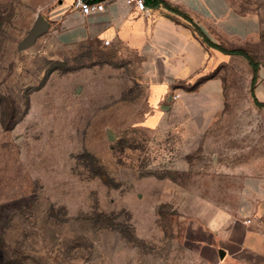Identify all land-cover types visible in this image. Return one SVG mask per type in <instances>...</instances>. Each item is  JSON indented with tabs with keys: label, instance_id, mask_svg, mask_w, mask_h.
I'll list each match as a JSON object with an SVG mask.
<instances>
[{
	"label": "rangeland",
	"instance_id": "rangeland-1",
	"mask_svg": "<svg viewBox=\"0 0 264 264\" xmlns=\"http://www.w3.org/2000/svg\"><path fill=\"white\" fill-rule=\"evenodd\" d=\"M232 1L250 36L212 43L264 64V0ZM56 3L0 0V264H193L187 227L235 203L232 168L258 150L251 68L214 49L231 57L205 77L224 102L206 126L194 88L151 105L134 59L95 41L48 29L18 51Z\"/></svg>",
	"mask_w": 264,
	"mask_h": 264
},
{
	"label": "crops",
	"instance_id": "crops-1",
	"mask_svg": "<svg viewBox=\"0 0 264 264\" xmlns=\"http://www.w3.org/2000/svg\"><path fill=\"white\" fill-rule=\"evenodd\" d=\"M73 1L57 0L50 14L48 29L56 43L95 41L122 58L134 59L151 105L163 100L174 104L177 98L172 99L170 91L185 83L194 91L184 95V104L199 98L204 108L200 122L209 126L223 111V82L218 72L205 77L231 56L206 47L182 15L211 42H238L240 34L250 36L245 27L250 15H241L238 4L232 0H163L181 14L157 7L150 8V16L144 18L125 0H89L103 3L102 11L89 15L72 8ZM253 94L264 103V64L258 65ZM175 95L180 98L178 92ZM252 110L261 134L258 150L232 168L238 179L235 203L214 220L187 227L184 239L193 264H264V107L252 101Z\"/></svg>",
	"mask_w": 264,
	"mask_h": 264
},
{
	"label": "trees",
	"instance_id": "trees-1",
	"mask_svg": "<svg viewBox=\"0 0 264 264\" xmlns=\"http://www.w3.org/2000/svg\"><path fill=\"white\" fill-rule=\"evenodd\" d=\"M146 6H148L149 8H157V7H162L164 9H167L168 11H171L173 13L176 14H181L180 12H178L176 9H173L172 7H170L165 1L163 0H144ZM184 17V19L190 23L192 30L194 31V33L200 38L201 42L208 48H212V49H216L220 52H223L225 54H229V55H238L243 57L249 67L251 68V81H250V88H249V93L251 96V99L254 103V105L258 108L264 107V103H259L253 94V88H254V84L256 82V78H257V70H258V64L253 60V58L246 53L245 51L241 50V49H231V50H226L223 47L216 45L212 42H210L207 37L202 33V31L199 29V27H197L188 17L182 15Z\"/></svg>",
	"mask_w": 264,
	"mask_h": 264
},
{
	"label": "built area",
	"instance_id": "built-area-1",
	"mask_svg": "<svg viewBox=\"0 0 264 264\" xmlns=\"http://www.w3.org/2000/svg\"><path fill=\"white\" fill-rule=\"evenodd\" d=\"M126 5L133 7L140 12L142 17L148 18L150 16V8L146 6L144 0H125ZM72 8L77 10L82 15H89L98 13L103 10V3L91 2L89 0H74Z\"/></svg>",
	"mask_w": 264,
	"mask_h": 264
},
{
	"label": "water",
	"instance_id": "water-1",
	"mask_svg": "<svg viewBox=\"0 0 264 264\" xmlns=\"http://www.w3.org/2000/svg\"><path fill=\"white\" fill-rule=\"evenodd\" d=\"M48 28L49 23L41 15H37L26 35L18 42L17 50L22 51L33 46L36 40L46 33Z\"/></svg>",
	"mask_w": 264,
	"mask_h": 264
}]
</instances>
